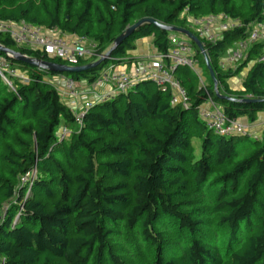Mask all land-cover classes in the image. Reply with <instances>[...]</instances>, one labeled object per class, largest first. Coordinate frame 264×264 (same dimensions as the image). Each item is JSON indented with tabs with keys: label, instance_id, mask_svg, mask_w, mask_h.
<instances>
[{
	"label": "trees",
	"instance_id": "16d2710c",
	"mask_svg": "<svg viewBox=\"0 0 264 264\" xmlns=\"http://www.w3.org/2000/svg\"><path fill=\"white\" fill-rule=\"evenodd\" d=\"M221 14L242 27L214 43L200 40L187 23V17ZM143 19L195 35L222 97L191 42L205 84L187 67L176 68L188 109L173 107L171 90L146 80L94 105L81 127L75 125L45 79L92 84L109 63L135 64L136 41L151 37L156 52L165 53L171 35L185 37L152 24L140 26L86 72L51 74L7 60L29 82L11 79L13 90L0 78V264H264V131L257 140L219 137L198 115L207 100L229 120L254 123L264 114V42L235 68L219 67L234 43L248 36V26L264 20V0H0V21L57 29L97 44L95 56L72 67L100 59ZM0 43L64 64L18 48L6 35ZM245 68L233 90L229 81ZM61 124L70 134L58 142ZM33 169L37 178L26 196L20 177Z\"/></svg>",
	"mask_w": 264,
	"mask_h": 264
},
{
	"label": "built area",
	"instance_id": "2783aa9c",
	"mask_svg": "<svg viewBox=\"0 0 264 264\" xmlns=\"http://www.w3.org/2000/svg\"><path fill=\"white\" fill-rule=\"evenodd\" d=\"M187 23L200 40L210 43L218 40L223 32L242 27L238 20L231 19L224 14L197 18L187 17ZM248 32V36L234 43L227 52V56L220 60L221 69H228L231 65L245 60L247 52L254 44L264 42V20L258 24L249 25ZM1 34L8 36L18 48L42 52L50 58L61 60L68 66H75L78 61L86 60L97 53V44L87 38L62 34L57 29H48L25 22L0 21ZM169 42L170 48L165 53H156L153 57L138 60L133 64L131 72L118 70L112 66L103 69L92 84H82L64 76L46 78L45 81L54 86L62 102L69 108L74 123L78 127H81L85 114L94 105L107 102L119 94L128 93L139 81H152L163 91L169 88L172 93L171 105L188 109L187 92L180 81L174 77V71L177 67H187L199 77L203 84L199 62L189 39L171 35ZM0 78L13 90L11 79H18L22 84L29 82L28 74L12 67L2 56H0ZM198 115L207 129L216 136H242L254 140L259 138L258 133L251 132L247 125L227 119L211 100H207L198 107ZM69 134L70 129L65 124H61L57 133V141H64ZM36 178L35 169L20 177V187L28 189L26 196Z\"/></svg>",
	"mask_w": 264,
	"mask_h": 264
},
{
	"label": "water",
	"instance_id": "95a60500",
	"mask_svg": "<svg viewBox=\"0 0 264 264\" xmlns=\"http://www.w3.org/2000/svg\"><path fill=\"white\" fill-rule=\"evenodd\" d=\"M143 24H152L155 27L162 29V30H165L167 32L177 33V34H181V35L187 37L196 46V48L200 51V53L203 56L205 65L209 71L211 79L213 80L215 94L217 95V97H222L218 91V82L215 78L214 71L210 65L209 59L206 55V52L203 48L201 41L195 35H193L191 32H189L188 30L180 29V28H176V27L165 26V25H162V24L156 22L153 19H143V20L138 21L134 25L128 27L125 30V32L123 34H121L114 41L112 48L107 53H105L100 59H98V60H96L90 64L84 65V66L72 67V66H68L65 64H57V63H53V62L38 60V59H35L32 57H29V56H27L21 52L14 51L10 48H7L4 45H2L1 43H0V53L3 54V56L7 60L19 62V63L26 64V65H29L32 67H36L40 70H43V71H45L47 73H51V74H74V73L86 72V71H89L91 69H94L101 62L108 60L110 53L117 46H119L124 39L129 37L136 29H138ZM227 99L232 100L230 98H227ZM246 102H255V101L246 100Z\"/></svg>",
	"mask_w": 264,
	"mask_h": 264
},
{
	"label": "crops",
	"instance_id": "0c3cea01",
	"mask_svg": "<svg viewBox=\"0 0 264 264\" xmlns=\"http://www.w3.org/2000/svg\"><path fill=\"white\" fill-rule=\"evenodd\" d=\"M156 50L154 49L153 45H152V38H145V39H141L135 42V50L133 52H131V56L135 59L138 60H142V59H147L149 57H153L156 55ZM134 63H132L131 65H121V66H116V68L118 70H122V71H126V72H131L132 66ZM235 65H231V68H235ZM201 71V70H200ZM247 73V72H246ZM245 73V75H246ZM244 75V77H245ZM243 77V78H244ZM237 78V77H236ZM236 78H233L232 80L229 81V86L230 88H232L233 90H237L239 89L243 78L241 79V81H239V85L238 88H234L233 86L236 87V83L234 85V80ZM83 84V83H82ZM84 86V85H83ZM87 87V86H86ZM242 124L247 125L250 129L251 132H257V131H264V114H259L257 121L254 123H250L248 120L246 119H242L241 121Z\"/></svg>",
	"mask_w": 264,
	"mask_h": 264
},
{
	"label": "rangeland",
	"instance_id": "374dc122",
	"mask_svg": "<svg viewBox=\"0 0 264 264\" xmlns=\"http://www.w3.org/2000/svg\"><path fill=\"white\" fill-rule=\"evenodd\" d=\"M227 56V53L225 54V56L224 57H226ZM235 66H236V64H235ZM108 67H112V64L111 63H109L108 64V66L106 67V68H108ZM105 69V68H104ZM247 72V69L245 68L244 70H243V72L234 80V85H235V83H236V87L235 86H233L234 88H238V85H239V81H241V79L244 77V75H245V73ZM49 78H51V77H49ZM201 81L203 82V84H205V78L203 77V74H202V72H201ZM241 123V122H240ZM256 133H258V137L260 138L261 137V135H262V131H257ZM195 143H194V148H195V158L196 159H199L200 158V156H201V149H200V144H201V142H200V140H198L197 139V141H194Z\"/></svg>",
	"mask_w": 264,
	"mask_h": 264
}]
</instances>
